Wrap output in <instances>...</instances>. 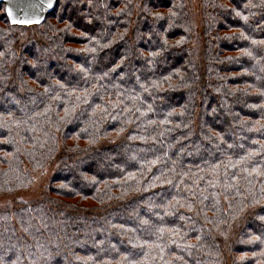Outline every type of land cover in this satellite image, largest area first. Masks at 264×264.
Wrapping results in <instances>:
<instances>
[{
    "label": "trees",
    "instance_id": "trees-1",
    "mask_svg": "<svg viewBox=\"0 0 264 264\" xmlns=\"http://www.w3.org/2000/svg\"><path fill=\"white\" fill-rule=\"evenodd\" d=\"M197 5L0 4V264H264V0Z\"/></svg>",
    "mask_w": 264,
    "mask_h": 264
},
{
    "label": "water",
    "instance_id": "water-1",
    "mask_svg": "<svg viewBox=\"0 0 264 264\" xmlns=\"http://www.w3.org/2000/svg\"><path fill=\"white\" fill-rule=\"evenodd\" d=\"M58 0H0L11 24L40 23L57 4ZM17 21L13 23V21Z\"/></svg>",
    "mask_w": 264,
    "mask_h": 264
},
{
    "label": "rangeland",
    "instance_id": "rangeland-1",
    "mask_svg": "<svg viewBox=\"0 0 264 264\" xmlns=\"http://www.w3.org/2000/svg\"><path fill=\"white\" fill-rule=\"evenodd\" d=\"M189 4L191 6L192 13H194L195 17L198 14V0H189ZM197 19V18H196ZM198 21V19H197ZM29 170V169H27ZM52 169L48 167L43 171H32L29 170L30 180H31V189L27 193H22L18 195L24 201H35L40 197V194L43 192L44 187L48 183L49 179H51ZM12 197H0V208L6 207L10 201H12Z\"/></svg>",
    "mask_w": 264,
    "mask_h": 264
},
{
    "label": "snow or ice",
    "instance_id": "snow-or-ice-1",
    "mask_svg": "<svg viewBox=\"0 0 264 264\" xmlns=\"http://www.w3.org/2000/svg\"><path fill=\"white\" fill-rule=\"evenodd\" d=\"M16 22H17V21H15V20L13 21V23H16Z\"/></svg>",
    "mask_w": 264,
    "mask_h": 264
}]
</instances>
